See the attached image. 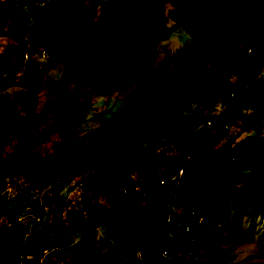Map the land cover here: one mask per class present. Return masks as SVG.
I'll return each instance as SVG.
<instances>
[{
  "label": "rangeland",
  "instance_id": "rangeland-1",
  "mask_svg": "<svg viewBox=\"0 0 264 264\" xmlns=\"http://www.w3.org/2000/svg\"><path fill=\"white\" fill-rule=\"evenodd\" d=\"M42 1L36 8L23 7L22 3H17L10 4L8 13L0 12V71L3 64H8L10 70L7 77L0 76V96L7 93L10 95L9 99L14 98L15 111V121L0 153L4 159L18 152L30 155L37 161L54 158L64 135L71 127L70 111L73 107L70 106V96H64L62 103L57 107L47 101L48 81L59 79L63 73L62 61L67 55L65 34L50 36L47 44H50L52 49H46L48 55L40 59L23 61L22 47L13 48L14 44L18 43L13 34L17 18H22L19 22L24 25L23 13L26 12V16L31 18L37 9L45 5L44 0ZM117 1L98 0L94 3L90 0H58L57 3L64 6L76 3L86 9L88 18L95 19L102 6L106 4V7L112 8ZM199 1L150 0L151 5L146 9L139 8V5L117 7V21L125 27L124 51L128 69L133 70L143 45L140 25L149 19L148 12L159 4L162 5V11L154 32L157 36L156 44L154 52L148 58L153 66L150 78L161 83L170 92H173L174 86L186 75L184 59L193 58L194 71L205 70L213 65L216 57L230 49V40L234 33L242 35L246 31H257L262 27L264 0ZM4 2L5 0H0V8L5 7H1ZM184 19L192 26V35L180 27ZM212 28V31L220 34V42L214 49H211L209 44ZM242 52L248 60L247 68L251 75L243 76L238 72L236 65L227 80L230 83L239 80L245 84H264V45H260L256 51L242 45ZM197 63L202 65L196 66ZM145 81L142 73L130 72L124 88L105 95L92 93L84 84L77 95L79 104L72 137L68 141L69 155L79 157L96 151L102 152L114 140L122 141L138 122H143L149 116L148 110L158 108V100L153 97L154 91L146 89ZM37 85L38 89L33 96H28L27 99L22 97V91L34 89ZM224 91H230V88L215 90L206 98L196 92L190 104L182 110L195 126L202 128L201 136L205 146L218 151L223 146L234 147L240 140L252 141L255 148L264 146V112L261 113L253 103L244 99H240L237 108L233 109L232 104L223 97ZM87 94L88 105L83 109ZM37 98L40 100L37 101ZM30 107L35 113L33 117L29 115ZM233 120L238 123L231 122ZM150 132L159 133L157 125H154ZM26 133L28 144L20 148ZM155 148L157 151L154 156L164 151L177 153L182 150L181 144L170 137L166 138V141L156 143ZM241 148L246 149L244 146ZM130 162L124 161L122 180L131 185L130 190L133 193L143 191L139 200L147 207L143 210V216L146 218L148 212L153 210V207H149L153 206V195L145 191L149 179ZM234 167L232 179L236 185L243 184L248 191L264 193V155H257L255 158L240 156ZM180 175L176 184L171 185L169 190L170 194H174L173 197L189 182L186 178V168L183 167ZM201 179L206 180L207 176L202 175ZM82 180H89L90 187L87 190L80 185ZM94 183V169H80L68 177L55 179L52 184L46 182L41 187L27 182L20 175L0 177V230L6 234L13 231L18 248L28 244V254H22L14 264H67L69 260L88 255L94 250L97 252V264H138L136 244L126 235L116 257L106 258L114 230L109 214L111 204L102 196L96 195ZM180 199L181 197L173 201L165 199L160 204L162 210L159 215L164 222L163 228L167 233L170 232V236L173 234L171 237L178 234L180 225L177 218L187 217L191 210L195 216L199 215L192 201L182 203ZM57 201L60 202V212L56 208ZM233 208L234 203H230L229 211ZM168 210L171 224H166L164 219ZM73 212H77L75 215L84 220V224L75 220L79 227L83 226L78 233L67 228V218ZM198 219L201 228H209L216 234L214 240L195 248L202 264L214 257L218 249L226 246L230 248V264H264V223L261 219L243 217L238 231H224L220 215L217 214L200 215ZM53 223L57 224L60 231L65 229L56 243L51 241ZM155 247L157 250L165 247L168 256L179 264L190 262L186 253L187 247L179 245L171 238L158 240ZM6 256L7 259L12 257L8 253Z\"/></svg>",
  "mask_w": 264,
  "mask_h": 264
},
{
  "label": "trees",
  "instance_id": "trees-1",
  "mask_svg": "<svg viewBox=\"0 0 264 264\" xmlns=\"http://www.w3.org/2000/svg\"><path fill=\"white\" fill-rule=\"evenodd\" d=\"M57 1L44 0L45 5L37 9L31 18L24 12L25 20L22 22L24 25L19 22L22 18H17L13 34L18 43L14 44L13 48L20 46L23 49L27 43H30L33 47L49 50L52 49L51 45L47 44L50 36L65 34L67 55L62 61L63 73L59 79L48 81L47 101L53 107H57L62 103L64 96H70V106L74 109L70 111L71 127L64 135L54 158L37 161L30 155L20 152L7 159L0 155V177L20 175L27 182L41 187L46 182L52 184L55 179L68 177L80 169H94L95 193L111 204L109 214L114 230L113 240L106 256L108 259L116 257L123 244V237L126 235L136 244L135 248L139 254L138 264H179L168 254L163 256L158 253L155 244L158 240L171 238L179 245L189 247V238L183 234V227L186 224H192L196 228L198 235L203 237L204 243L214 240L216 234L213 230L209 228L204 230L200 227V222L197 221L200 215H220L221 227L224 231L240 230L243 217L252 220L258 218L264 223V193L248 191L243 184L236 185L232 179L237 159L240 156L255 158L257 155H264V146L255 148L252 141L240 140L236 146L231 148L223 146L218 151L208 149L202 141V128L195 126L196 124H193L192 120L182 113L183 108L190 104L196 92L206 98L213 91H222L225 88H230V91H224L223 97L232 104L233 109L237 108L240 99H244L253 103L261 113L264 112V84L252 82L245 84L239 80L230 83L227 80L236 65H238V72L243 76L251 75L247 68L248 60L242 52V45L254 51L260 45H264V2L261 29L246 31L242 35L234 33L230 40V49L225 54L216 57L213 65L205 70L194 71L193 58L184 59L186 75L174 86L173 92H170L161 83L150 78L153 66L148 61L156 44L157 36L154 32L160 21L161 4L148 12L149 19L140 25L143 45L136 64L130 71L124 51L125 27L117 21L119 19L117 7L139 5V8L146 9L151 5L150 0H118L114 3L115 7L114 5L112 8L102 7L95 19L88 18L86 9L76 3L64 6L58 4ZM90 1L97 3L98 0ZM42 2V0H5L1 4V7H5L0 8V12L8 13L10 4L22 3L23 7L36 8V5ZM180 27L192 35V26L187 20H182ZM212 30L214 29H211L209 44L210 48L214 49L220 42V34ZM24 36L28 40H24ZM159 38L164 39V37ZM201 65V63L196 64V66ZM203 66H205L204 62ZM160 67H163V62L160 63ZM9 71L8 64H3L0 76L2 77L5 73L7 77ZM133 71L143 74L146 89L154 91L153 97L158 100V108L148 110L149 116L132 127L122 141L114 140L102 152L96 151L79 157H71L68 141L72 137L76 123V109L79 104L77 95L81 92L82 86L87 85L96 95L110 94L124 88L130 72ZM37 89L38 85L34 89L22 91V97L27 99L28 96H33ZM9 97L7 93L0 96V153L10 127L15 121L14 98L9 99ZM88 101L87 94L83 109H86ZM29 115L31 117L35 115L32 107L29 108ZM231 122L238 123L235 120ZM154 125H157L159 133L150 132ZM27 133L20 148L28 144ZM168 137L181 144V152L167 153L164 151L154 156L157 151L155 144L159 141H166ZM241 146L246 149H242ZM125 160L131 161L130 163L136 165L139 172L149 179L145 191L153 195V206H149L153 207V210L148 212L149 215L146 218L143 216V210L147 207L143 206L139 200L143 191L133 193L130 190L131 185L125 184L122 180ZM182 167L188 171L186 178L189 182L185 183L182 191L176 192L173 197L174 194H170L169 190L171 185L176 184L178 170ZM166 172L169 176L160 183V177ZM202 175H206L207 179H201ZM80 185L87 190L90 182L82 180ZM180 197L179 201L182 203L192 201L199 215H194L192 218L184 216L177 218V223L181 227H178V234L173 238L169 235L170 232L167 233L163 228L164 222L162 216L159 215V211L162 210L160 204L165 199L173 201ZM230 203L235 205L231 211L228 209ZM56 205L57 211L60 212V202L57 201ZM75 214L78 213L73 212L67 218L69 221L67 228L78 233L83 226L79 227V223L75 220L81 221L82 224L84 220ZM168 214L169 210L166 216ZM64 230L60 231L57 224L53 223L51 241L56 243L55 241L60 239ZM14 236L13 231L6 234L0 230V264L3 262L14 264L22 254H28L26 252L28 244H23L18 248ZM7 253L12 256L10 259H7ZM151 256L154 258L152 259ZM230 259V248L226 246L218 249L214 257L205 264H230ZM67 264H97V252L94 250L88 255H80L78 258L69 260ZM193 264L202 263L197 261Z\"/></svg>",
  "mask_w": 264,
  "mask_h": 264
},
{
  "label": "built area",
  "instance_id": "built-area-1",
  "mask_svg": "<svg viewBox=\"0 0 264 264\" xmlns=\"http://www.w3.org/2000/svg\"><path fill=\"white\" fill-rule=\"evenodd\" d=\"M104 1H106V0H102V2H104ZM104 7H106V4L104 5ZM24 40H28L26 36H24ZM47 55H48V52L45 49H39V48L33 47L30 43H27L26 46L23 48L21 58L23 61H29V60H32V58L40 59V58L45 57ZM3 77H6L5 73L2 74V78ZM38 100H40V99L37 98V101ZM182 171H183V167L178 170V175H177L176 180H178L179 177H181L180 174L182 173ZM167 176H169L168 172H166L163 176L160 177L159 182L162 183L164 180H166ZM187 176H188V171H187ZM189 213L190 214L187 216L189 218H192L195 215L193 210H191ZM197 221L200 222V219H198ZM165 223L166 224L171 223V217L169 215H167L165 217ZM183 234L189 238V244L190 245H189V247H187V251H186V253L189 257V260H190L189 263L193 264L197 261H200V259H199L200 256L198 255L199 253L195 252V248L198 247L200 244L204 243L203 237L198 235L196 228L192 224H186L183 227ZM172 235L173 234H171V236ZM158 253H160L163 256L168 254L165 247L158 250ZM151 258L153 259L154 257L151 256ZM189 263H185V264H189Z\"/></svg>",
  "mask_w": 264,
  "mask_h": 264
},
{
  "label": "crops",
  "instance_id": "crops-1",
  "mask_svg": "<svg viewBox=\"0 0 264 264\" xmlns=\"http://www.w3.org/2000/svg\"><path fill=\"white\" fill-rule=\"evenodd\" d=\"M59 64H61V63H59Z\"/></svg>",
  "mask_w": 264,
  "mask_h": 264
}]
</instances>
